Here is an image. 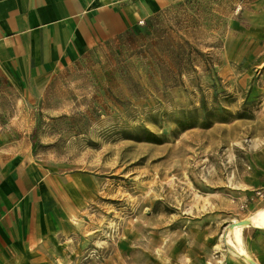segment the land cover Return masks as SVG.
<instances>
[{"label": "rangeland", "instance_id": "1", "mask_svg": "<svg viewBox=\"0 0 264 264\" xmlns=\"http://www.w3.org/2000/svg\"><path fill=\"white\" fill-rule=\"evenodd\" d=\"M1 132L67 181L57 264H210L264 210V0H178L30 97L1 81Z\"/></svg>", "mask_w": 264, "mask_h": 264}, {"label": "crops", "instance_id": "2", "mask_svg": "<svg viewBox=\"0 0 264 264\" xmlns=\"http://www.w3.org/2000/svg\"><path fill=\"white\" fill-rule=\"evenodd\" d=\"M176 1L0 0V82L30 97L62 68L133 34ZM4 134L10 133H0V264H57L62 252L73 250L79 229L67 181ZM258 155L264 166V150ZM263 229H231V244L215 251L210 264H250L246 258L264 264ZM172 264L202 262L190 256Z\"/></svg>", "mask_w": 264, "mask_h": 264}, {"label": "bare ground", "instance_id": "3", "mask_svg": "<svg viewBox=\"0 0 264 264\" xmlns=\"http://www.w3.org/2000/svg\"><path fill=\"white\" fill-rule=\"evenodd\" d=\"M244 220L248 221V224H245V225H252V226L254 225L256 227H264V210L259 211L256 214H254L251 218L244 219ZM235 222H237V221H235ZM242 226H244V225H242ZM235 227H236V225L234 227H232L231 229L234 230ZM238 254H240V255H242L244 257H247V254L245 252H243V251H238Z\"/></svg>", "mask_w": 264, "mask_h": 264}, {"label": "water", "instance_id": "4", "mask_svg": "<svg viewBox=\"0 0 264 264\" xmlns=\"http://www.w3.org/2000/svg\"><path fill=\"white\" fill-rule=\"evenodd\" d=\"M245 224H248V221L247 220H239V221H237V222H235V221H232V222H230L227 226L228 227H232V226H235V225H245ZM247 260H248V262L250 263V264H256L254 261H252L251 259H249V258H246Z\"/></svg>", "mask_w": 264, "mask_h": 264}, {"label": "trees", "instance_id": "5", "mask_svg": "<svg viewBox=\"0 0 264 264\" xmlns=\"http://www.w3.org/2000/svg\"><path fill=\"white\" fill-rule=\"evenodd\" d=\"M151 20H152V18H151V19H150L145 25H143L140 29L134 31L133 34H134V35H138V34L142 33L143 30H144L145 28H147V26L149 25V23L151 22Z\"/></svg>", "mask_w": 264, "mask_h": 264}, {"label": "built area", "instance_id": "6", "mask_svg": "<svg viewBox=\"0 0 264 264\" xmlns=\"http://www.w3.org/2000/svg\"><path fill=\"white\" fill-rule=\"evenodd\" d=\"M139 23H140V24H142V23H143V21L141 20Z\"/></svg>", "mask_w": 264, "mask_h": 264}]
</instances>
